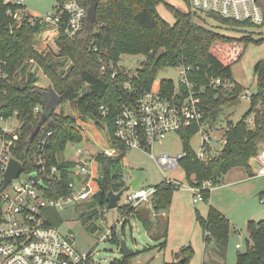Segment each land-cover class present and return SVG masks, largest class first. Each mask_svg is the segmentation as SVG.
Masks as SVG:
<instances>
[{"label":"trees","instance_id":"trees-1","mask_svg":"<svg viewBox=\"0 0 264 264\" xmlns=\"http://www.w3.org/2000/svg\"><path fill=\"white\" fill-rule=\"evenodd\" d=\"M82 2L89 9L91 0ZM160 4H165L174 14V24L160 15ZM19 7L26 5L0 0V55L9 59L8 68L13 78L11 83L6 84L7 93L0 98V114L8 115L18 110L21 117L27 119L26 132L21 142L23 160L29 154L25 150L31 149L37 140L31 139V135L43 118V114L35 113V107L39 104L45 106L47 102V88L35 84L40 79V70L51 80V85L62 97V102L73 104L83 120L95 122L105 131L107 139L113 142L114 121L121 102L132 100L150 90L160 67L165 66L193 67L188 76L199 84L216 77L233 82L231 87H211L201 95L205 120L209 125L216 122L225 109L240 104V96L245 91V86L233 76V65L242 58L251 42L259 44L264 41L263 37L228 35L209 28L197 22L195 18H200L198 13L189 9L182 10L167 0H99L96 20L91 22L87 17L83 32L74 37L61 32L56 38L59 46L57 55L64 57V60L55 62L50 53L39 52L36 48V34L45 29L46 25L39 21L32 22L29 17L20 25L8 14L9 10L15 11ZM205 15L233 29L239 26L264 25V21L255 24L217 14ZM95 47L97 52L94 51ZM162 50L165 53L158 59ZM125 54L145 56L134 74H128L126 68L119 64ZM26 59H34L38 67L28 72ZM111 61L119 70L115 76L113 68L106 71L102 69ZM254 75L257 89L250 108L240 120L229 123L224 133L223 147L214 157L207 161L195 158L190 143L199 131L197 125L179 131L185 154L180 165L190 183L195 177L198 184L211 180L216 185L230 170L238 167L248 169L251 158L264 148V59L255 63ZM127 82H132L131 88L126 87ZM161 86L166 91H172L175 82L164 79L161 80ZM102 105L107 108L105 115L101 111ZM252 113H255V123L251 127L247 118ZM44 126L53 132L49 150L54 163L60 160L69 144H79L85 140L76 117L66 114L64 110L52 112ZM119 148L121 154L118 156L110 157L102 152L96 156L100 190L92 200L86 202L90 210L83 214L84 222H89L96 214V210L92 209L95 203L105 207L111 193H121L129 186L123 174V160L128 150L124 145H119ZM71 164L72 162L66 161L62 166ZM70 181L69 172L65 171L62 180L54 185L55 191L51 195L67 193ZM180 187L181 185L162 182L157 185L152 207L135 208L125 204L120 205L119 210L123 216L131 215L148 234L161 240L162 246H167L169 220L162 212L169 209L174 194ZM203 196L209 200L211 190H204ZM48 212L52 224L60 225L64 222L59 210L50 209ZM197 219L205 231V253L208 256L203 264H215L214 259L221 263L222 259H226V248L232 233L230 221L213 205H210L206 217L198 211ZM127 222L128 219L124 221L120 233L113 227V237L110 240L119 246L125 235ZM88 228L95 230L96 226L89 224ZM248 231L252 245L246 252L237 254V264H264V221H249ZM136 253L138 252L115 259L112 264H129L130 257ZM194 255L192 245L183 246L175 253L174 261L168 264H190Z\"/></svg>","mask_w":264,"mask_h":264},{"label":"built area","instance_id":"built-area-1","mask_svg":"<svg viewBox=\"0 0 264 264\" xmlns=\"http://www.w3.org/2000/svg\"><path fill=\"white\" fill-rule=\"evenodd\" d=\"M5 3L24 4L23 0H4ZM188 9L201 14H217L238 21H249L261 24L264 21V0H187ZM8 14L17 24H22L26 17L46 25L45 29L36 34V48L39 47V37L52 38L56 48L59 46L56 38L61 32L70 37L80 34L86 29L88 9L82 0H59L55 9L46 16H35L26 7H19ZM31 15V16H30ZM45 45L48 43L45 41ZM46 46H44L46 48ZM94 51H98L97 47ZM28 72L38 67L34 59H26ZM9 59L0 55V98L7 93V83L13 81L9 71ZM184 68V75L180 78L172 91H166L161 81L153 84L150 90L141 93L132 100L121 102L114 121L113 142L108 139L106 147L101 150L107 156L114 157L121 154L119 145L127 150L141 149L150 153L157 160L164 171L178 169L184 153L172 155L170 153L154 152V145L163 142L172 132H178L193 125L199 127L202 135L201 145L195 151V158L207 161L214 157L219 150H215L212 143L211 128L205 120L204 109L201 106V95L208 88H228L233 82L222 77L209 78L204 84L190 80L188 72L193 67ZM113 68V76L118 68L111 61L103 66V71ZM43 71V70H40ZM40 73L38 72V75ZM46 75V74H45ZM47 76V75H46ZM44 87L40 79L35 83ZM132 82L126 87L131 88ZM48 91L45 92L47 94ZM252 92L245 91L240 99L247 98L252 102ZM46 105L35 107L36 114H44ZM102 113L107 108L102 105ZM27 119L21 117L18 110L8 115L0 114V264H100L94 261L91 252H80L77 249V237L71 229L63 230L60 225L50 222V209L62 210L90 201L100 190L98 153L88 147L78 148L76 158L61 157L57 163L51 158L49 145L53 132L41 126L34 139L31 149H26L28 156L21 159L23 152L22 139L25 135ZM249 126L255 123V113L247 118ZM224 144V140H222ZM12 160L20 162L22 171L16 178L11 179L4 187L6 173ZM258 176H264V148L259 153ZM72 162L69 166H62L63 162ZM69 172L71 181L69 191L61 195H51L54 185L60 182L64 172ZM37 175V178L34 177ZM24 176V177H23ZM126 180V179H125ZM126 204L131 207L153 206V197L157 185L145 187H131L128 182ZM163 182L182 186L178 181L165 175ZM214 183L206 180L197 183L193 177L190 189L194 195V202L204 199L203 191L212 190ZM264 203V192L260 196ZM125 205V204H124ZM239 232V231H237ZM113 230H109L102 239H111ZM242 245L237 244L240 248Z\"/></svg>","mask_w":264,"mask_h":264},{"label":"rangeland","instance_id":"rangeland-1","mask_svg":"<svg viewBox=\"0 0 264 264\" xmlns=\"http://www.w3.org/2000/svg\"><path fill=\"white\" fill-rule=\"evenodd\" d=\"M167 1L182 10L186 11L188 9L186 0ZM23 2L29 13L35 16H46L55 9L57 4V0H23ZM158 12L170 24L175 23L174 14L165 4L158 6ZM198 14L200 18H195L197 22L225 34L234 36L252 35L255 38H264V25L239 26L237 29H233V27L222 24L210 16ZM42 38L41 36L38 38L39 47H42L44 52L50 53L55 62L63 61L64 57L57 55L58 49L55 41L47 37L43 42ZM45 41L48 43L47 46ZM144 59V55L125 54L122 55L119 64L126 68L128 74H134ZM260 59H264V41L259 44L251 42L245 49L242 58L232 67L234 78L245 85V89L252 93L256 92L257 89L254 65ZM39 73L42 85L49 92L50 88H53L51 80L43 71H39ZM183 75L184 68L182 65L160 67L156 82L171 79L177 84ZM240 101L239 105L225 109L221 117L210 124L212 143L215 150L220 151L222 149V140L229 123L237 122L248 112L251 101L247 98L240 99ZM61 110L76 117L78 126L85 136L82 143L69 144L62 157L67 159L76 158L78 156L76 154L77 149L82 147H88L90 151L97 153L106 147V133L95 122L83 120L71 103L61 102L55 111L60 112ZM201 135L198 132L191 140L190 145L194 152L200 148ZM153 149L156 154L170 153L177 155L184 151L178 132H172L163 142L156 143ZM258 162V159L254 157L251 159V170L246 167H238L233 170V173L225 174L220 182L213 186L211 199H203L195 203L193 200L194 195L190 189L191 183L182 166L175 170L164 171L149 152L141 149H131L123 160V174L128 182L141 174L142 177L138 184L140 187L161 184L165 175L182 184L175 192L176 203L172 209L174 219L169 224L167 246H162L161 240H156L148 234L145 228L131 215L123 216L119 207L109 208L108 205L103 207L98 202L92 208L96 210V214L89 222L83 221V214L90 210L86 202L62 210L63 230L71 229L75 232L77 237L76 246L80 252H91L94 261L100 264H112L115 259L123 257L121 247L110 239L103 240L102 237L109 230H113V227H115L116 232L120 233L124 221L128 219L126 232L122 239L126 241L128 248L133 252H138L130 257L129 264H168L174 261L176 252L189 244L195 249V255L190 264H203L205 231L197 219V212L199 211L205 215L209 206L213 204L230 221L232 229L226 248V259H222L221 263L215 259L213 261L215 264H237V254L246 252L252 245L247 223L251 220L264 221V203L260 200V196L264 192V176H252V170L256 172L259 169ZM126 196L127 190L125 189L121 192L119 206L126 204ZM89 224L96 226V229L88 228ZM236 228L240 232L234 233ZM238 243L242 245L240 248L237 247Z\"/></svg>","mask_w":264,"mask_h":264},{"label":"water","instance_id":"water-1","mask_svg":"<svg viewBox=\"0 0 264 264\" xmlns=\"http://www.w3.org/2000/svg\"><path fill=\"white\" fill-rule=\"evenodd\" d=\"M99 0H91V6L88 9V19L93 22L96 20L97 17V6ZM165 53V50H162L158 55V59ZM46 107L45 112L43 114L42 120L38 123L37 127L35 128L34 132L31 135V139H34L37 135L38 131L40 130L41 126L45 123V121L49 118L50 114L56 110V107L62 102V97L60 94L54 89L50 88L49 92L46 94ZM22 171V165L20 162L16 160H12L9 166V169L6 173V179L4 187L8 185L11 179L16 178L18 174ZM34 177L37 178V175L34 174ZM142 175L138 174L131 182V187H135L139 184ZM121 193H111L109 195V208H117L119 207V199ZM120 237V234H118ZM121 251L123 253V257H128L133 253V250L128 248L126 241L124 239L121 240Z\"/></svg>","mask_w":264,"mask_h":264},{"label":"crops","instance_id":"crops-1","mask_svg":"<svg viewBox=\"0 0 264 264\" xmlns=\"http://www.w3.org/2000/svg\"><path fill=\"white\" fill-rule=\"evenodd\" d=\"M25 4V3H24ZM26 8H27V6H26ZM238 81V80H237ZM239 82V81H238ZM240 83V82H239ZM242 84V83H241ZM243 85V84H242ZM245 86V85H244ZM245 88H246V86H245ZM129 151V150H128ZM261 151V150H260ZM260 153V152H259ZM259 153H258V155L257 156H255L256 157V159H259ZM254 158V157H253ZM252 159V158H251ZM259 161V160H258ZM259 163V162H258ZM259 166H260V163H259ZM250 170L252 169V165H251V160H250ZM236 168H234V169H232V170H230L228 173H230V172H232L233 173V170H235ZM252 172H253V175L252 176H258L257 175V171L255 172L254 170H252ZM250 176V175H249ZM251 176V177H252ZM135 178V177H134ZM133 178V179H134ZM132 182V181H131ZM130 182V183H131ZM212 191V190H211ZM211 197H212V193H211ZM211 199V198H210ZM175 203H176V199H175V194H174V199H173V202H172V204H171V206L169 207V209L168 210H166V211H163L162 212V214L169 220V224L173 221V219H174V216L172 215V209H173V207H174V205H175ZM211 205H213V204H211ZM214 206V205H213ZM210 207V206H209ZM221 213H223L220 209H218ZM208 212H209V209H208V211H207V213L205 214V215H203V214H201L200 212V214L202 215V216H204V217H206L207 215H208ZM248 224V223H247ZM235 232L234 233H236L237 231H239L240 232V230L238 229V228H236L235 230H234ZM168 236H169V234H168ZM204 242H203V245H204V247H203V258H202V261H204L206 258H207V256L208 255H206V253H205V250H206V243H205V239L203 240ZM167 243H168V239H167Z\"/></svg>","mask_w":264,"mask_h":264}]
</instances>
